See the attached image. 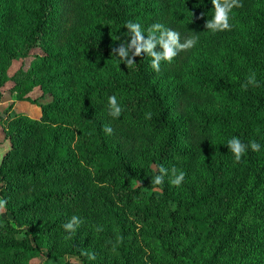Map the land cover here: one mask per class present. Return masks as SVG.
<instances>
[{
    "label": "trees",
    "instance_id": "trees-1",
    "mask_svg": "<svg viewBox=\"0 0 264 264\" xmlns=\"http://www.w3.org/2000/svg\"><path fill=\"white\" fill-rule=\"evenodd\" d=\"M240 2L231 31L212 33L210 0H0V86L12 59L42 51L11 76L16 98L38 87L39 115L0 113V264L43 248L64 253L54 264H138L140 248L144 264H247L264 250V0ZM129 21L198 40L159 72L144 54L126 67L111 53ZM253 72L259 87L245 90ZM234 136L260 150L235 163ZM160 166L184 171L181 185L152 184Z\"/></svg>",
    "mask_w": 264,
    "mask_h": 264
},
{
    "label": "clouds",
    "instance_id": "clouds-1",
    "mask_svg": "<svg viewBox=\"0 0 264 264\" xmlns=\"http://www.w3.org/2000/svg\"><path fill=\"white\" fill-rule=\"evenodd\" d=\"M212 5L211 18L206 20L204 28L212 33L220 31H231L232 24L230 23V13L234 8L242 7L240 0H210ZM127 29L126 37L119 46L112 49V56H115L125 64L126 67L133 66L136 57L144 54L150 57V67L155 72L160 71L161 62L171 63L172 60L180 53L193 48L198 40V36L192 35L181 40L180 33L165 27L161 23H153L147 29V34L141 28L139 23L129 21L125 24ZM119 39V38H118ZM159 48V51L156 49ZM249 85L259 87L256 80L255 72L251 73L242 88L247 90ZM108 115L112 118H119L123 109L115 95L109 96L107 100ZM151 113H146V119H151ZM103 131L106 135H111L113 129L109 125H105ZM257 152L260 150L258 143L252 141L248 145L241 142L238 137H232L227 141V149L234 156V162L239 163L247 149ZM158 175L151 179L154 185H162L164 177L169 176L170 183L173 186L179 187L185 179V172L178 171L175 167L166 169L163 166L158 168ZM140 184L141 181H138ZM7 200L0 198V211L6 209ZM83 223L78 217L73 215L66 223L62 225L65 232L70 235ZM99 230V229H98ZM82 255H88L90 259H94V254L82 252Z\"/></svg>",
    "mask_w": 264,
    "mask_h": 264
},
{
    "label": "rangeland",
    "instance_id": "rangeland-1",
    "mask_svg": "<svg viewBox=\"0 0 264 264\" xmlns=\"http://www.w3.org/2000/svg\"><path fill=\"white\" fill-rule=\"evenodd\" d=\"M42 51L38 48L31 50L29 53H26L24 56H17L14 59L11 60L10 64L8 65L6 69V76L7 79L3 83L2 86H0V113L4 110H11V111H21L22 113L36 118L38 114V106L33 104L30 100L39 98L41 95L40 90L38 87H34L29 93H27L28 99H19L16 98L15 91H13V85L14 81L11 79V76L17 72L19 69L25 70L31 59L33 54H41ZM49 99L48 95H45L42 99H38L40 102H46ZM5 114V113H4ZM6 129H7V123L5 121L0 120V162L1 158L4 156L6 151L10 147V142L6 136ZM1 214H4V210L0 211ZM6 216L8 218H11L9 213H6ZM134 226H136L135 223H131ZM264 248V237L261 235L260 237V245H258V251H260V248ZM44 254L41 256L32 258L29 260V264H45V263H51L54 264L56 262V257H52L53 254H64L61 253V249H55L54 252L50 253L48 255V251H46L44 248ZM147 256V252L144 248H140L136 251L135 255V262L138 264H144L145 257ZM58 257V256H57ZM64 259H69L71 261L79 262L76 256L68 254L63 255ZM259 258L256 262V258ZM247 264H264V250H261L258 256L253 257L252 259H246Z\"/></svg>",
    "mask_w": 264,
    "mask_h": 264
}]
</instances>
